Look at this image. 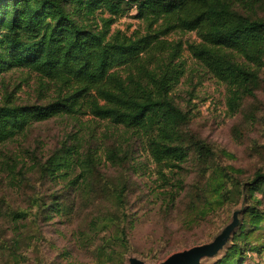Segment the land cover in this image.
<instances>
[{
  "label": "rangeland",
  "instance_id": "obj_1",
  "mask_svg": "<svg viewBox=\"0 0 264 264\" xmlns=\"http://www.w3.org/2000/svg\"><path fill=\"white\" fill-rule=\"evenodd\" d=\"M241 8L264 19V0ZM135 14L118 17L110 35L145 33ZM92 24L103 27L99 20ZM166 39L169 49L182 48L175 64L184 73L171 97L188 114L185 160L174 168L160 165L143 133L89 113L31 121L0 144V264H129L132 257L158 264L212 242L235 215L240 223L229 242L201 264H217L235 244L246 257L240 264H264V220L253 216L254 209L264 216V183L255 192L247 185L264 172V64L249 65L258 80L252 93L242 92L193 57L195 32ZM228 52L245 63L242 54ZM66 93L30 68L0 70V104L47 105ZM68 146H77L84 159L96 156L87 177L79 162L49 167L59 154L76 159L63 151Z\"/></svg>",
  "mask_w": 264,
  "mask_h": 264
},
{
  "label": "trees",
  "instance_id": "obj_2",
  "mask_svg": "<svg viewBox=\"0 0 264 264\" xmlns=\"http://www.w3.org/2000/svg\"><path fill=\"white\" fill-rule=\"evenodd\" d=\"M245 2L0 0V70L6 65L30 68L67 90L47 105L0 104V144L33 120L89 113L143 133L155 161L176 167L186 158L182 137L188 114L171 97L184 73L175 64L181 44L169 49L166 37L173 32H195L199 41L189 45L193 57L215 77L252 93L258 75L249 65L264 64V19L244 12L241 5ZM132 10L143 21L145 33L139 30L128 35L119 30L110 35L115 20ZM93 20L103 22V27L93 26ZM228 51L242 54L245 63L234 60ZM194 142L205 149L203 142ZM63 151L75 153L77 160L59 154L49 160V167L79 162L87 177L97 162L95 155L82 158L77 146ZM263 183L260 171L247 185L255 192ZM116 197L120 204L124 202L122 190ZM253 216L254 222L264 220L258 210L254 209ZM239 247L235 244L217 264L245 263Z\"/></svg>",
  "mask_w": 264,
  "mask_h": 264
},
{
  "label": "water",
  "instance_id": "obj_3",
  "mask_svg": "<svg viewBox=\"0 0 264 264\" xmlns=\"http://www.w3.org/2000/svg\"><path fill=\"white\" fill-rule=\"evenodd\" d=\"M239 223V217L235 215L234 221L227 225L212 242L177 251L158 264H201L205 257L216 256L226 246ZM129 264L144 263L138 258L132 257Z\"/></svg>",
  "mask_w": 264,
  "mask_h": 264
}]
</instances>
